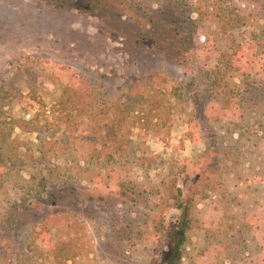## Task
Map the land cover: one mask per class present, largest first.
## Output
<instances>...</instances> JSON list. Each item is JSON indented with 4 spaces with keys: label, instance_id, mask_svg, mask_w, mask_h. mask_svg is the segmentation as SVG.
<instances>
[{
    "label": "rangeland",
    "instance_id": "obj_1",
    "mask_svg": "<svg viewBox=\"0 0 264 264\" xmlns=\"http://www.w3.org/2000/svg\"><path fill=\"white\" fill-rule=\"evenodd\" d=\"M10 86L0 264H165L180 190V264H264V0H0Z\"/></svg>",
    "mask_w": 264,
    "mask_h": 264
},
{
    "label": "trees",
    "instance_id": "obj_2",
    "mask_svg": "<svg viewBox=\"0 0 264 264\" xmlns=\"http://www.w3.org/2000/svg\"><path fill=\"white\" fill-rule=\"evenodd\" d=\"M56 69L60 70L63 68L61 66H58L56 67ZM76 93L77 90H75L71 85L67 86L64 89V94L55 104L56 109H54V118L52 122H49L48 118H43L46 117V114L42 115L39 112L36 113V115L29 120L24 119L17 121V123H19L18 125L23 129L27 131L37 132V146L39 150H42V152L45 153V149L48 147L49 144L52 143V138L47 135L48 123L52 126H55L54 135L55 133H57V131H61L63 124H67L66 130L62 131L63 137L64 133L69 130L71 122L74 123L72 110L75 109V104L77 103L76 99L78 96ZM22 97L23 93L18 88H15L13 86H10L9 88L1 87L0 101L3 102L0 103V107H4V103H6V101L10 102L13 99H21ZM69 107L71 110L69 109ZM43 112L45 113V110ZM42 119H44L45 124H40ZM50 136H53V134ZM185 194L186 192L180 190V194L177 195L176 207L181 210V214L178 217L175 228L171 232V252L170 255L166 258L165 264H180L181 247L186 241L187 229L190 227L192 222L190 206L184 198H181Z\"/></svg>",
    "mask_w": 264,
    "mask_h": 264
}]
</instances>
